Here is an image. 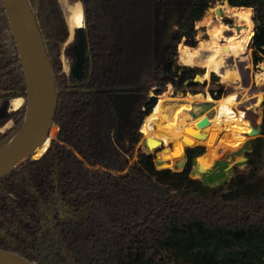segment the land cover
<instances>
[{
	"label": "trees",
	"instance_id": "1",
	"mask_svg": "<svg viewBox=\"0 0 264 264\" xmlns=\"http://www.w3.org/2000/svg\"><path fill=\"white\" fill-rule=\"evenodd\" d=\"M37 1L28 0L32 10ZM75 1L87 41L80 77L63 72L70 29L60 0H41L38 7L57 88L55 138L40 158L0 182V248L34 264H264V100L260 135L249 142L245 167L235 166L221 185L196 179L223 158L220 136L202 146L186 135L180 171L157 169L155 157L141 150L133 161L138 144L145 145L140 125L157 108V96L169 84L197 85L196 69L177 66V46L183 39L197 46L195 24L211 6L227 1L253 9L252 61L264 62V0ZM156 21L174 24L158 66ZM25 93L0 1V107ZM211 94L221 98L223 87ZM14 111L8 104L7 113ZM25 117L26 104L0 134V150Z\"/></svg>",
	"mask_w": 264,
	"mask_h": 264
},
{
	"label": "bare ground",
	"instance_id": "2",
	"mask_svg": "<svg viewBox=\"0 0 264 264\" xmlns=\"http://www.w3.org/2000/svg\"><path fill=\"white\" fill-rule=\"evenodd\" d=\"M60 4L67 16L71 32L68 42H71L75 35V29L84 26L82 5L72 0H62ZM217 10H221L223 16H218ZM253 15L252 8L232 7L228 2L217 4L216 7L208 9L200 22L207 27L210 38L206 41L199 40V45L196 48H191L184 44L179 45L180 63L186 66L205 67L206 71L201 76L202 81L207 80L214 73L221 77L222 82H229L228 75L223 71L224 60L230 57L242 58L249 53L253 40L252 32L255 27ZM225 17L232 19L236 25L231 27L226 24L223 21ZM236 26H242L241 30L238 31ZM257 77L264 80V73H258ZM236 96L237 94L234 93L227 97H221L216 101L210 95L205 96L202 94L176 95L172 97L165 92L158 95L157 108L144 118L140 126V132L145 136L144 150L155 155L156 167L160 169L170 168L175 171L181 167L184 168L186 158H184L185 148L183 141L186 135L183 129L187 122L195 121L199 118L209 119V124L200 128V132L192 127H188L186 130L187 133L196 138H199L198 133L204 134L205 138H202L204 146H208L211 138L216 134L227 137L237 136L236 130L231 124L224 126L220 124L221 114H230L231 109L239 104V102H235ZM260 100L261 98L258 97L257 105H259ZM198 103L213 104L212 110L215 111V115L212 117L205 114L199 118L190 119L189 112L193 111ZM7 105L8 103L0 109L1 115L9 114L7 113ZM249 123L251 128L249 125L243 124L240 127V132L249 136H258V124ZM52 138H49L45 145L38 150L37 154L46 150ZM148 139L153 140L154 144L152 146L148 145ZM17 140L18 136L0 155L10 150ZM160 145L163 148L156 152V148ZM209 167V163L203 162L202 168Z\"/></svg>",
	"mask_w": 264,
	"mask_h": 264
},
{
	"label": "water",
	"instance_id": "3",
	"mask_svg": "<svg viewBox=\"0 0 264 264\" xmlns=\"http://www.w3.org/2000/svg\"><path fill=\"white\" fill-rule=\"evenodd\" d=\"M0 1L7 21L8 30L18 53L26 88L25 97H23L26 104V117L24 123L16 136L0 150L1 154L2 151L7 148L9 144H11V142H13L18 136V140L15 142L13 147L4 154L0 155L1 182L16 172L28 161L38 159L34 158V156L49 140L52 128L54 127L58 98L53 68L44 39L36 21V14L41 0L37 1L34 10H32L28 0ZM217 14L219 16H223L221 10H217ZM230 26L234 27L235 24H230ZM241 27L242 26H236L238 31L241 30ZM173 28L174 24H171V22L168 21H164L163 23L156 21L155 23V66H158L163 59V50L169 41ZM75 36L77 37V49L74 52L76 62L73 73L75 76L80 77L82 76L83 67L87 60L85 26L76 28ZM252 36H255V30L252 32ZM193 81L197 83H204V81L201 80V75H196ZM181 93L182 92L179 91V94ZM1 116L3 115L0 114V117ZM208 124L209 119L203 118L199 122L198 126L199 128H203ZM260 130L261 124H258V136L260 135ZM198 137L205 138V135L198 133ZM54 138L50 140L49 145L42 155L48 150ZM147 143L149 146L154 144L152 139H148ZM239 161H244L246 163L247 157H241L239 158ZM235 162H237V160ZM232 165L233 164H231L228 168H232ZM0 264L34 263L18 253L0 248Z\"/></svg>",
	"mask_w": 264,
	"mask_h": 264
},
{
	"label": "rangeland",
	"instance_id": "4",
	"mask_svg": "<svg viewBox=\"0 0 264 264\" xmlns=\"http://www.w3.org/2000/svg\"><path fill=\"white\" fill-rule=\"evenodd\" d=\"M72 1L77 2L75 0H72ZM222 3H225V1L217 2L210 8H214L217 6V4L219 5ZM64 15L65 17H67L65 13ZM200 21L196 22L195 24V29L197 30V36H196L197 46L196 47H198L199 45V40L206 41L210 38L207 32V27ZM223 21L229 25L235 24V22L230 18L228 19V17L223 18ZM254 30H255V27H254ZM70 35H69V38H70ZM68 40L63 45V48H62L61 62H62L63 72L66 73L67 75H70L73 72L74 65L76 62V57H75V54L67 55L65 51L66 49H73V51L75 52V50L77 49V37L74 35L71 42H68ZM181 44L188 46L185 43V39H183L181 43L178 44L177 46V66L185 67L186 65L180 63L179 61V45ZM251 46H250V50L247 56L242 57V58L241 57L239 58L230 57L224 60L223 71L228 75L229 82L227 83L222 82L221 77L212 73L210 78L205 80L204 83L196 82L197 85L195 86L186 85L184 88H181V89H177L172 84H169L165 88V91L163 92V93L167 92L172 97L176 95H187V94H202L205 96L210 95L211 97H213L211 92L215 91V94H217V91L222 86L224 90V95L222 97H227L234 93L237 94L235 102L237 103L239 102V104L235 106L233 109H231L230 114H227V113L221 114V121H220V124L222 126L231 124L236 130L237 136L227 137V136L216 134L211 138L210 144L212 143V140L215 136H220L218 139V146L220 147L219 152L223 154V158L220 161H218L216 167H214L212 170L207 172L202 178H196V179H200L205 185H209V186L221 185L231 179L232 169L234 166H237L240 168L245 167V162L239 161V158L245 157V153L250 150V145H249L250 140L253 138H256L257 136L255 135L249 136L248 134H242L240 132V127L243 124H247L251 128V125L249 122H251V124L253 125L261 124L262 122V102L264 100V80H261L260 78H258L257 74L264 73V62L260 63L257 66L253 64V61H252L253 49ZM191 48H194V47H191ZM186 67L196 69V75L202 76L206 71V68L202 66H186ZM179 91H181L182 93L179 94ZM153 95L154 94L151 92V96ZM258 97L261 98L259 105H257ZM219 99H215V100L217 101ZM8 104L11 108L15 110L14 112H17L25 104V99L21 96L11 98ZM157 106H158V98H157ZM213 107L214 105L210 103L209 104L208 103L196 104L193 111L189 112L190 119H196L205 114H208L209 116L213 117L215 115V111L212 110ZM14 112L6 114L8 117H6L7 120L5 121V124L0 128V134H3L6 130H8L9 128L13 126ZM201 120L202 118H199L195 121L187 122L183 131L185 132V135H190L194 140H200L201 145L204 146L202 138H196L192 136L191 134L187 133L186 131L188 127H192L200 132V128L198 124ZM55 126L56 125H54V127ZM143 136L144 135H142V138ZM162 148L163 147L160 145L159 147H157L156 152L160 151ZM225 149L226 150L229 149L231 151L225 152ZM140 150L142 152L147 153L144 150L143 145L142 144L140 145L139 143L137 146L133 161L137 159V156ZM205 152H206V148H205ZM147 154H150V153H147ZM152 155L155 157L154 154ZM184 158H186L185 153H184ZM236 160L237 162H235ZM231 164H233L232 168H228ZM182 169L183 167L179 168V170L177 171H180Z\"/></svg>",
	"mask_w": 264,
	"mask_h": 264
},
{
	"label": "flooded vegetation",
	"instance_id": "5",
	"mask_svg": "<svg viewBox=\"0 0 264 264\" xmlns=\"http://www.w3.org/2000/svg\"><path fill=\"white\" fill-rule=\"evenodd\" d=\"M9 101H10V100H9ZM9 101H7L5 104L9 103ZM5 104H4V105H5ZM2 106H3V105H2ZM2 106H1V107H2ZM1 107H0V108H1ZM5 115H6V114H5Z\"/></svg>",
	"mask_w": 264,
	"mask_h": 264
},
{
	"label": "crops",
	"instance_id": "6",
	"mask_svg": "<svg viewBox=\"0 0 264 264\" xmlns=\"http://www.w3.org/2000/svg\"><path fill=\"white\" fill-rule=\"evenodd\" d=\"M60 1H62V0H60Z\"/></svg>",
	"mask_w": 264,
	"mask_h": 264
}]
</instances>
